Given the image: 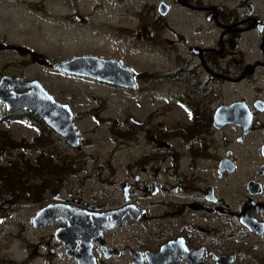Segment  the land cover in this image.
Segmentation results:
<instances>
[{"label":"flooded vegetation","instance_id":"obj_1","mask_svg":"<svg viewBox=\"0 0 264 264\" xmlns=\"http://www.w3.org/2000/svg\"><path fill=\"white\" fill-rule=\"evenodd\" d=\"M45 1L0 0V10L28 9L36 22L57 32L105 34L115 46L112 54L72 57L116 60L133 72L134 87L63 72L48 56L35 59L41 67L158 103L143 122L131 118L136 128L143 124L146 139L137 155L126 161L94 157L91 172L81 158L63 157L64 177L95 176L103 192L113 190V198L88 197L83 187L67 190L73 184L63 177L47 204L88 213L141 212L91 240L96 264H264V13L252 0H235L233 6L230 0H48L51 9L40 19ZM104 3L112 5L106 16L99 14ZM5 45L36 56L29 48ZM142 53L144 64L137 62ZM11 76L39 80L23 72ZM48 92L70 106L74 121L73 104ZM16 111L36 131L49 127L36 114ZM44 225L55 227L49 264H78L73 255L81 252V242L68 245L55 237L67 222Z\"/></svg>","mask_w":264,"mask_h":264},{"label":"rangeland","instance_id":"obj_2","mask_svg":"<svg viewBox=\"0 0 264 264\" xmlns=\"http://www.w3.org/2000/svg\"><path fill=\"white\" fill-rule=\"evenodd\" d=\"M252 1L264 13V0ZM234 4L235 0H230V6ZM53 8H57V5H53ZM49 9H51L50 3L47 0L46 12L37 13L39 18L48 16ZM111 11L112 5L104 3L99 14L106 16ZM55 13H58V9ZM34 17L36 14L28 9L14 8L10 13L7 9L0 10V79L4 74L18 75L23 72L26 77L38 78L61 101L72 103V108L77 114L74 122L80 131L83 146L81 151H77L68 144V146L64 145L57 135L41 134L40 130L36 131L28 122L5 121L3 118L7 113L6 106L0 102V131H5L20 143L28 144L10 153L18 154L19 163L29 162L32 167L39 161L47 163L52 168L57 161L63 167L65 162L63 157L81 158L86 161L87 170L90 172L93 169L94 157L99 158V161H107L111 156L126 161L125 157L128 155H137L146 139L142 130L143 124L141 123L140 128H136L137 125L131 121V118L143 122L148 110L157 105V102L148 104L143 96H133L121 88L45 70L41 67L42 64L35 60L52 58L55 61H62L74 54L87 51L110 55L115 50L113 41L105 34L57 32L46 23L36 22ZM38 24L43 28L36 29L35 26L39 27ZM4 43H13L34 50L36 56L21 55L12 50L11 46H4ZM125 53L128 56L131 52L128 50ZM137 59V62L144 64V53L139 54ZM18 62H23L24 68L18 66ZM129 129H131L129 134H126ZM128 140H137V142L121 143ZM62 172L54 169L55 178L49 186H43L46 188L39 194L36 192L32 196L29 192H22L14 196L0 193V209L6 203L11 205L7 209H2L6 221L0 224V264L50 263L53 256L49 255V247L53 245L51 236L55 227L44 224L33 227L31 220L38 209L51 200L55 186L64 177ZM33 175L31 174L30 178L38 182L44 177H31ZM83 176V172L70 177L65 176L64 178L73 184L67 190L74 188L73 191H77L83 187L87 190L88 197L101 200L113 198V190L106 189L103 192L95 176L86 180ZM101 194L105 195L100 197ZM123 235H129V232L124 231ZM62 256L63 261H68L64 255ZM53 260L61 262L62 259L55 257ZM125 262L126 260H123L121 264Z\"/></svg>","mask_w":264,"mask_h":264},{"label":"water","instance_id":"obj_3","mask_svg":"<svg viewBox=\"0 0 264 264\" xmlns=\"http://www.w3.org/2000/svg\"><path fill=\"white\" fill-rule=\"evenodd\" d=\"M22 54L29 49L19 48ZM56 68L70 74L91 78L97 81L116 84L126 88L134 87L133 72L113 59L95 55L75 56L56 63ZM8 87V88H6ZM26 88L24 92L17 89ZM0 102L8 111L25 110L40 116L46 125L63 137L72 148L82 149V137L73 121V112L67 103L57 101L37 79L24 80L18 76L3 75L0 79ZM5 209L10 207L4 204ZM141 212L109 211L88 213L77 211L66 205L46 204L32 218V226L39 227L53 220L63 219L67 225L55 232V237L66 244L79 240L82 250L73 255L78 264H96L91 251V240L100 236L103 230L125 220L134 219ZM4 216L0 215V224Z\"/></svg>","mask_w":264,"mask_h":264},{"label":"trees","instance_id":"obj_4","mask_svg":"<svg viewBox=\"0 0 264 264\" xmlns=\"http://www.w3.org/2000/svg\"><path fill=\"white\" fill-rule=\"evenodd\" d=\"M21 116L22 115L18 114V111H13L9 113L7 112L3 119L7 122H10L20 119ZM28 121H30V118ZM39 130L41 134H47L51 136L53 134L57 135L59 139L62 140L64 145L68 146L65 139L51 130L49 127H40ZM128 132L126 134H128ZM0 140V193L2 194H10L14 196H18V194L22 192H29V194L31 193L32 196L35 195L36 192L39 194L40 192H43L44 188L49 186L50 182L55 178L53 175V170H63V167L60 166L59 162L57 161H55L53 168L42 161L36 163L34 167H32L29 162L19 163L18 154L13 155L10 153V151L13 152L14 150H18L19 148L25 145L27 146L28 144L20 143L18 140L14 139L11 135L3 130L0 131ZM1 149L5 151L3 152ZM31 174H34L31 177H44H42L41 182L33 181V178H30ZM13 264L16 263L13 262ZM17 264L22 263L17 262Z\"/></svg>","mask_w":264,"mask_h":264}]
</instances>
